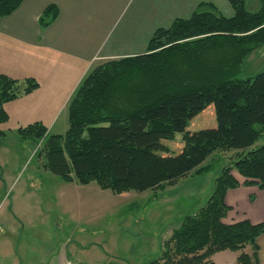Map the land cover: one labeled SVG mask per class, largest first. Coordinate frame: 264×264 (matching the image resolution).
I'll list each match as a JSON object with an SVG mask.
<instances>
[{
    "label": "trees",
    "instance_id": "obj_1",
    "mask_svg": "<svg viewBox=\"0 0 264 264\" xmlns=\"http://www.w3.org/2000/svg\"><path fill=\"white\" fill-rule=\"evenodd\" d=\"M25 0H0V19ZM234 15L223 16L202 3L189 19H178L153 34L145 54L106 61L91 70L67 106L68 130L54 135L41 123L17 132L33 147L46 170L66 183L89 185L123 195L164 191L192 175L209 172L206 162L218 152H236L223 166L204 207L186 216L162 242L159 258L146 264H213L215 255L240 252L237 264H260L257 240L264 223L244 220L226 225L230 190L244 185L264 189V72L239 76L247 59L264 46V0L256 12L247 0H230ZM58 17L48 7L39 23ZM32 78L0 75V125L9 121L5 105L39 89ZM213 106L216 127L188 131L190 123ZM183 135L172 155L166 142ZM0 135H5L0 133ZM252 247L254 253L245 252Z\"/></svg>",
    "mask_w": 264,
    "mask_h": 264
},
{
    "label": "crops",
    "instance_id": "obj_2",
    "mask_svg": "<svg viewBox=\"0 0 264 264\" xmlns=\"http://www.w3.org/2000/svg\"><path fill=\"white\" fill-rule=\"evenodd\" d=\"M229 1L25 0L12 15L0 19V75L19 81L32 78L40 87L5 105L9 121L0 125V133H17L35 123L44 125L49 133L67 132L68 103L93 67L145 54L156 30L169 28L178 19L191 18L202 3H212L218 10L224 6L225 17H232ZM50 6L57 8L58 17L42 28L39 20ZM61 117L65 123L59 122ZM233 176L241 186L227 193L225 202L232 210L223 222L264 223V189L258 184L244 185L247 179L236 172ZM5 182L0 166V264H66L73 260L70 251L76 246L71 245L72 238L81 230L75 207L64 204V196L59 194H53L55 205H47L37 199L38 191L33 189L19 192L10 204L2 206L8 201ZM147 192L157 195L160 191ZM114 238L123 246V239L130 242L128 236ZM89 245L82 248L89 249ZM257 246L259 263L264 264V235L257 240ZM245 252L252 255L254 250L247 247ZM228 254L226 264H237L239 254Z\"/></svg>",
    "mask_w": 264,
    "mask_h": 264
},
{
    "label": "rangeland",
    "instance_id": "obj_3",
    "mask_svg": "<svg viewBox=\"0 0 264 264\" xmlns=\"http://www.w3.org/2000/svg\"><path fill=\"white\" fill-rule=\"evenodd\" d=\"M260 5V0H247L246 7L248 11L256 12ZM219 12L227 16L224 6L220 7ZM262 72L264 46L247 59L239 78H254ZM59 122L65 123L64 118L61 117ZM215 127V109L211 106L190 123L188 131L197 132ZM166 144L172 155H178L184 146L183 135L178 134ZM262 144L264 138L256 147ZM41 148L42 144L34 148L30 142L23 141L15 131H7L5 137L0 136V166L6 180L5 193H8V201L2 206L10 204L14 196L26 189L38 191L37 199L44 200L47 205L57 203L53 194L63 195L64 204H72L80 218V234L72 238L71 243L76 248L70 251L74 260L71 261L79 264H146L159 258L162 242L171 231L180 227L184 217L194 214L197 206H205L207 194L212 195L215 180L223 166L236 158V152H218L205 164L212 167L209 172L185 178L157 195L153 192L143 194L134 191L118 195L101 189L95 182L80 185L61 181L43 166L44 160L39 156ZM235 172L239 174L234 170L232 175ZM26 202L32 204L31 200ZM115 235L128 236L130 242L123 239V246L120 240L114 238ZM91 243L95 245L90 246ZM87 245L89 249L84 250ZM228 253L232 252L215 255L217 257H213V264H226L230 259ZM236 253L239 256L241 254Z\"/></svg>",
    "mask_w": 264,
    "mask_h": 264
},
{
    "label": "built area",
    "instance_id": "obj_4",
    "mask_svg": "<svg viewBox=\"0 0 264 264\" xmlns=\"http://www.w3.org/2000/svg\"><path fill=\"white\" fill-rule=\"evenodd\" d=\"M66 264H79V263H74V262H72V261H67Z\"/></svg>",
    "mask_w": 264,
    "mask_h": 264
}]
</instances>
